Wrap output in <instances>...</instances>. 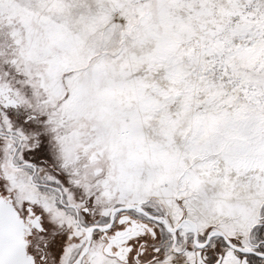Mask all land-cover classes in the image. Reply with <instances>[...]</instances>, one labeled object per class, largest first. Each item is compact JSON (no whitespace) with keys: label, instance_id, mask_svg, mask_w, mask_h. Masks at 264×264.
Returning <instances> with one entry per match:
<instances>
[{"label":"snow or ice","instance_id":"6c2138e0","mask_svg":"<svg viewBox=\"0 0 264 264\" xmlns=\"http://www.w3.org/2000/svg\"><path fill=\"white\" fill-rule=\"evenodd\" d=\"M0 264H264V0H0Z\"/></svg>","mask_w":264,"mask_h":264}]
</instances>
